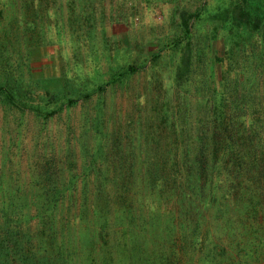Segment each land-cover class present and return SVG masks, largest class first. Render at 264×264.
I'll return each instance as SVG.
<instances>
[{
	"label": "rangeland",
	"instance_id": "1",
	"mask_svg": "<svg viewBox=\"0 0 264 264\" xmlns=\"http://www.w3.org/2000/svg\"><path fill=\"white\" fill-rule=\"evenodd\" d=\"M238 1L0 0V84L34 104L47 100L46 92L78 99L45 119L0 98V201L23 197L17 192L23 186L32 189L28 197H36L39 188L54 182L75 184L84 196L82 186L116 177L99 174L107 167L141 169L164 163L163 153L197 150L198 136L208 135V122L212 127L213 108L223 104L245 107L240 115L264 124V21L255 30L211 19ZM249 2L254 13L264 15V0ZM182 11L201 13L190 37L189 72L180 69L183 46L173 47L183 36ZM128 66L139 70L110 85ZM106 84L105 92L98 91ZM88 93L92 97L84 100ZM260 133L243 130L253 137L249 143L258 157L264 155V126ZM227 145L240 143L219 148ZM49 157L54 164L47 163ZM36 223L26 227L35 230ZM37 262L32 258L30 264Z\"/></svg>",
	"mask_w": 264,
	"mask_h": 264
},
{
	"label": "trees",
	"instance_id": "2",
	"mask_svg": "<svg viewBox=\"0 0 264 264\" xmlns=\"http://www.w3.org/2000/svg\"><path fill=\"white\" fill-rule=\"evenodd\" d=\"M200 17V12L180 13L183 36L173 47L183 46L182 72H189L192 65L190 37L193 23ZM211 19L258 30L264 15L254 13L249 0H240ZM138 70L128 66L114 74L109 84ZM109 84L98 91L105 92ZM16 90L31 94L30 90ZM19 95L13 86L0 84V98L45 119L78 103V99L51 92L44 93L47 100L40 104ZM92 95L85 94L83 99ZM51 106L55 109L48 110ZM245 109L236 104L213 108L208 135L203 131L196 140L202 147L163 153L161 165L107 167L99 174L106 177L115 172L116 177L82 186L84 196H78L75 184L54 182L39 188L41 194L36 197H28L32 189L23 186L17 190L23 197L2 199L0 264H17L19 259L18 264H30L32 258L38 259L37 264H264V155L258 157L249 143L253 137L243 134L246 129L260 137L264 124L253 115H240ZM234 115L242 120L236 121ZM111 137L108 133L105 139ZM232 142L240 146L219 148ZM49 161L54 164L55 158L49 157ZM138 175L143 182H135ZM68 192L70 196L62 194ZM164 206L168 208L165 213ZM21 220L28 223L22 227ZM34 220L36 228L30 230L26 225Z\"/></svg>",
	"mask_w": 264,
	"mask_h": 264
}]
</instances>
